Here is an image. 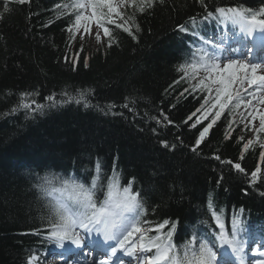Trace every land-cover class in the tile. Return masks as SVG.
<instances>
[{"label":"trees","instance_id":"1","mask_svg":"<svg viewBox=\"0 0 264 264\" xmlns=\"http://www.w3.org/2000/svg\"><path fill=\"white\" fill-rule=\"evenodd\" d=\"M66 3L13 2L3 13L0 1V264H26L52 244L45 238L48 209L36 187L41 178L74 175L88 184L97 161L103 184L113 169L122 187L135 178L132 187L149 208L150 225L178 221L176 243L194 228L216 231L212 211L222 216L229 232L234 216L253 227L264 217V133L251 132L236 116L230 129L226 109L196 147L216 109L191 126L205 110L206 96L193 92L178 71L185 62L178 26L216 5L258 10L264 0H156L143 13L124 7L125 18L134 16L129 26L135 39L108 25L117 41L112 47L106 46V37L98 45L83 44L82 50L67 31L76 14L60 15L63 9L56 7ZM81 92V103L69 101ZM22 93L45 107L35 112L19 108ZM249 140L253 144L244 151ZM235 163L245 171L236 170ZM257 167L261 172L252 183Z\"/></svg>","mask_w":264,"mask_h":264},{"label":"snow or ice","instance_id":"2","mask_svg":"<svg viewBox=\"0 0 264 264\" xmlns=\"http://www.w3.org/2000/svg\"><path fill=\"white\" fill-rule=\"evenodd\" d=\"M2 2L3 13H8L11 11L9 3L24 5L29 0H2ZM155 2L156 0H119V2L117 0H74L71 4H57L56 7L63 9L60 15H64L68 10L76 11L74 21L67 28L71 34L70 39L74 40L77 34L80 35L81 40L84 39L85 34L92 35V28L95 25V40L102 42V36L107 37L106 46L110 48L117 41L108 25L121 29L135 39L132 27L129 26L130 22L134 23V16L125 18L121 9L131 7L143 13L146 9L152 8ZM159 2L163 3L164 0ZM88 9H91L90 14ZM216 11L219 14L217 19L221 24L225 26L230 24L237 28L246 39H253L257 31L264 33V7L258 10L229 7L219 8ZM3 13H0V17ZM212 15L213 13H208L205 19ZM192 23H195L194 18ZM136 28L138 30L139 26L136 25ZM178 28L180 32H189V28L184 24L179 25ZM192 35L200 43L190 49L188 60L179 65L178 71L183 74L181 78L189 82L193 92L206 91L208 95L201 104V109L205 110L191 126L195 127L202 118L207 119L216 109L211 121L200 131L196 147L203 142L209 130L226 109L232 116L229 123L230 129L232 123H235V114L243 107L244 111L239 112L240 123L248 128L249 124L254 126L258 119L259 128L254 130L258 134L264 133V107H262L264 106V74H260L264 65L249 62L257 43L264 48V36L259 37L258 40L254 39L252 46L244 45L247 49L246 55L232 58L223 55L226 49L222 40L217 42L207 39L196 32ZM82 48L83 44H81V50ZM77 59L78 57H74V62ZM65 60H67L66 57ZM84 66L87 67V62ZM197 78H199L197 83H191ZM213 91H215L214 96ZM29 95V93L21 94L19 108L35 112L45 107L37 104L35 100L28 102ZM84 96L85 93L81 92L78 97H69V101L74 100L79 104L84 100ZM47 99L53 104L56 103L54 96H49ZM84 106H89L87 101H84ZM205 106L208 107L205 108ZM16 110L17 108L12 109L13 112ZM197 112H200V109H197ZM195 115L196 113H193L188 120ZM163 118L168 121L167 116ZM168 123L172 122L168 121ZM225 138H228V134ZM240 139L243 140V137ZM257 141H259V135H257ZM162 143L164 147H169L167 141ZM252 144L253 141L249 140L243 145V150L247 151ZM172 147L174 148L175 145ZM260 147L264 148V141L260 142ZM192 150L195 151L196 148ZM215 159L219 160L220 157L216 156ZM260 160L264 162V152H261ZM226 163L232 164V161H226ZM233 166L241 173L245 171L240 163H235ZM260 172V167H257L251 173L252 183L258 180ZM95 173L96 175L87 185L74 175L68 177L45 175L36 185L43 193L45 206L48 209V215L43 218L48 226L45 238L61 250L58 253L61 261H67L69 257H72L74 264H128L123 259L128 257L131 259V264H264V236L249 249V241L241 236V233L248 232V228L240 217L232 218L229 232L222 216L212 211L211 216L217 230L201 235L199 229L194 228L189 238L177 246L173 241V234L178 221L173 223L164 220L155 227H145L150 223L143 219L148 210L140 192L133 191L134 177L122 187L120 175L113 169L105 185L100 182L99 161L95 164ZM98 192L103 194L102 198L97 197ZM208 206L211 208V201ZM243 211L240 209L241 213ZM170 223L169 230L163 231ZM149 232H154L155 235L150 236ZM88 241L90 244L87 243ZM86 246L89 247L87 255L95 251L98 253V259L93 258L85 262L79 260L81 255H85L83 249ZM249 251L260 259L248 260L246 257ZM37 260L38 257L32 255L26 264H35Z\"/></svg>","mask_w":264,"mask_h":264},{"label":"rangeland","instance_id":"3","mask_svg":"<svg viewBox=\"0 0 264 264\" xmlns=\"http://www.w3.org/2000/svg\"><path fill=\"white\" fill-rule=\"evenodd\" d=\"M117 2H119V0H117ZM90 12H91V9H88V13L90 14ZM184 24H186V22H184ZM95 31H96V26L95 25H93V28H92V35H88V34H85L84 35V39L83 40H81V38H80V35L79 34H77L76 35V38L82 43V44H84V45H86V44H100V43H102L103 41H104V38L105 37H103L102 36V42H97L96 40H95V38H94V33H95ZM225 37H226V34L222 31V33H220L219 35H217V36H215L214 37V41H217V42H220L221 40L223 41V39H225ZM230 40H232V43L231 44H229V43H226L225 41H223V43L225 44V49H226V51L223 53V55H225V56H230V57H232V58H236V57H239L240 56V54H239V52H241L240 51V48H239V44H241L242 42H240V41H242V39L241 38H239V40L240 41H237L236 40V38H231ZM230 45H233L232 47H233V49H237L238 51H236L235 52V54H232V48H230ZM245 48V47H244ZM263 59H262V61H264V57H262ZM260 74H264V71L263 70H261V73ZM201 75H203V73H201ZM199 78H197V80H198ZM213 95H215V91H213ZM262 107H264V106H262ZM240 111L242 112V111H244V109H243V107H242V110L240 109ZM251 126H252V128L254 127V128H257V127H259V120L257 119L256 121H255V123H254V126L251 124ZM262 141H264V139H262ZM262 219H264V217H262ZM49 254V253H48ZM47 254V255H48ZM46 255V256H47ZM43 257L42 259H40L39 258V264H55V262L58 260L59 262H61V263H63V264H74V260L73 259H70V260H68L67 259V261H61L60 259H59V257H56V256H50L49 258H48V256L47 257ZM58 262V263H59ZM58 263H56V264H58Z\"/></svg>","mask_w":264,"mask_h":264},{"label":"bare ground","instance_id":"4","mask_svg":"<svg viewBox=\"0 0 264 264\" xmlns=\"http://www.w3.org/2000/svg\"><path fill=\"white\" fill-rule=\"evenodd\" d=\"M184 45H185V47L187 46V44H184ZM197 82H198V80H193V81H192V83H194V84L197 83ZM204 94H205V96L207 97L208 93H207L206 91L204 92ZM213 96H214V95H213ZM45 248L47 249V248H49V246H47V247H45ZM49 257H50V255L48 256V258H49Z\"/></svg>","mask_w":264,"mask_h":264},{"label":"water","instance_id":"5","mask_svg":"<svg viewBox=\"0 0 264 264\" xmlns=\"http://www.w3.org/2000/svg\"><path fill=\"white\" fill-rule=\"evenodd\" d=\"M217 6H219V5H216L215 7H217ZM213 9V8H212Z\"/></svg>","mask_w":264,"mask_h":264}]
</instances>
